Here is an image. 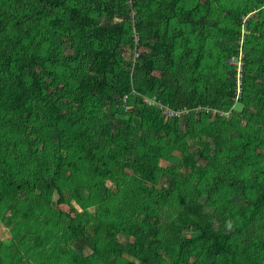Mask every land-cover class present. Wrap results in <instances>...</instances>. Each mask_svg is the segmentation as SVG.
<instances>
[{
	"label": "trees",
	"instance_id": "1",
	"mask_svg": "<svg viewBox=\"0 0 264 264\" xmlns=\"http://www.w3.org/2000/svg\"><path fill=\"white\" fill-rule=\"evenodd\" d=\"M259 77L264 0H0V264H264Z\"/></svg>",
	"mask_w": 264,
	"mask_h": 264
},
{
	"label": "rangeland",
	"instance_id": "2",
	"mask_svg": "<svg viewBox=\"0 0 264 264\" xmlns=\"http://www.w3.org/2000/svg\"><path fill=\"white\" fill-rule=\"evenodd\" d=\"M242 31H244L242 29ZM124 54V58H129V53L127 51H124L123 52ZM243 55V52L240 50L239 52V57L238 59H233V60H230L228 61L229 63L233 64V65H236V69L238 71V73H240V69L242 68V60H241V56ZM238 77H240V75L238 74ZM264 81L263 78H257L255 80V82L260 86V84ZM241 90V86H240V78H238V81H237V92H240ZM128 95L129 97H135V91H133V89H131L129 92H128ZM239 106H237L234 110V114H237V112H239ZM252 109V111L254 110V108H250ZM230 112V111H229ZM165 118H178V115H173V116H165ZM216 118V114L212 115L210 117V121H213L215 120ZM179 119V118H178ZM179 127L180 129L183 128L182 127V124L180 123L179 124ZM101 131L107 135L110 134V129L107 128L105 125H102L100 127ZM232 135H234L235 137H238V136H241L239 134H236V131L234 129H232ZM229 133H226L223 135V138H228L229 137ZM259 137H261V139H264V130L260 133ZM195 140L191 139V138H187L185 136H182L180 137L179 139V142H177L176 144V149H175V152L174 154L176 155H179L180 154V151L183 150V149H186L188 147H192L195 142ZM160 165L161 166H169V167H174L175 164L171 161H160ZM169 181V178L165 175H162V182H161V185H166ZM110 181L107 180L106 181V184H108ZM206 182L202 181L200 185H198L194 190H191L192 193L196 194L197 193H200L198 196V198L200 200H202L203 202L206 201V195L202 194V190H201V187H206ZM200 188V189H199ZM56 195L54 196V201H53V205L56 207V208H59V209H62L63 211L66 212L67 216L72 218L74 217V215L78 212V211H81L85 208H89L90 210H93V205L91 204V195L89 193H86L84 195H70L66 192L63 193L62 197L59 199V202L57 201V198H55ZM90 200V201H89ZM235 202H239V200H236ZM33 204V203H32ZM164 210H165V215L168 216L167 218H172L173 215H174V211H173V208L172 206H164ZM210 210L207 211V213H209ZM260 224L258 223H253L251 224V230L253 232V235L254 236H258L257 240H259V238H261V235H262V231H260ZM9 237V234L7 232V230L3 227V226H0V238L6 240L7 238ZM127 236H124L122 234H120L118 236V240L120 242H123L126 241ZM263 248L262 246H260L258 249H261ZM261 256L264 258V253L261 254Z\"/></svg>",
	"mask_w": 264,
	"mask_h": 264
},
{
	"label": "built area",
	"instance_id": "3",
	"mask_svg": "<svg viewBox=\"0 0 264 264\" xmlns=\"http://www.w3.org/2000/svg\"><path fill=\"white\" fill-rule=\"evenodd\" d=\"M128 1L131 2V0H128ZM131 16L133 17V11L131 12ZM115 20L121 21L120 18H116V17H115ZM140 51H141V48L138 47V36L136 34H134V49H133V55H132L133 61H135V59L138 56ZM133 91H135V90L133 89ZM136 95H137V92L135 91V96ZM129 99L131 101H133L135 99V97H129L128 94H125L120 99L122 101V103L124 104V106L126 105L127 109L129 107V105L127 104ZM141 99L148 102L149 104L157 106L165 116L178 115V117H179L180 114L182 113L181 110L172 109L167 102L158 103V101L155 98H149L146 96H142ZM184 111H186V110H184Z\"/></svg>",
	"mask_w": 264,
	"mask_h": 264
}]
</instances>
